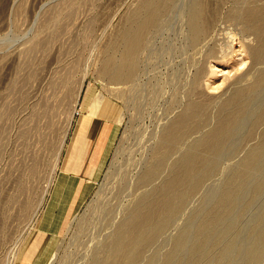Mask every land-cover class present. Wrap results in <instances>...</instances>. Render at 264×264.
<instances>
[{
  "label": "rangeland",
  "instance_id": "1",
  "mask_svg": "<svg viewBox=\"0 0 264 264\" xmlns=\"http://www.w3.org/2000/svg\"><path fill=\"white\" fill-rule=\"evenodd\" d=\"M142 1L0 0V264H37L48 240L53 244L44 264L128 262L125 254L110 255L120 225L232 114L223 104L264 71V57L255 55L261 35L246 29L245 18L232 16L249 5L264 7V0H205L214 23L196 44L184 23L187 0H173L146 33L135 76L110 82L102 75L106 52L120 43L119 32ZM263 98L264 86L211 171L179 190L165 225L131 264H264V159L237 176L262 140L264 116L254 121ZM190 102L204 106L200 120L165 153L162 138ZM82 104L98 113L100 124L104 116L113 119L117 131L84 200L88 178L79 175L76 194L64 190L53 206L61 166L86 113ZM162 156L157 173L143 181ZM229 190L234 195L225 201ZM50 207L52 224L37 228ZM213 212L219 219L204 229Z\"/></svg>",
  "mask_w": 264,
  "mask_h": 264
},
{
  "label": "bare ground",
  "instance_id": "2",
  "mask_svg": "<svg viewBox=\"0 0 264 264\" xmlns=\"http://www.w3.org/2000/svg\"><path fill=\"white\" fill-rule=\"evenodd\" d=\"M172 1L173 0H145L144 2L142 1L143 3L141 2L136 9L131 11V16H128V18L130 17L129 20H127V23L125 22L126 26L119 32L118 39L120 40H117L120 41V43L118 42L119 44H116L115 46L112 45L108 49V52H106L107 54L105 56L102 69V75L105 76L106 79L112 83H118L130 80L135 76L136 71L134 69L137 65L136 62H139L136 55L140 51V48L143 45L145 46L144 39H146V33L149 32L148 30L153 25L156 26L162 14L170 7L169 4L173 3ZM212 6L214 5L212 4ZM183 12L186 20L184 23L186 25L189 42L191 44H196L204 39V37L206 39L212 29L215 17L213 16L215 12H213V9L210 8L209 4H207L205 0H187ZM232 16L238 19L245 18L246 29L255 30L261 35L262 42L255 48V55L258 59L263 58L264 7L249 5L246 8H241L240 10L233 12ZM116 51L120 52L119 57L116 56ZM263 86L264 71L260 74L253 86L245 89L240 88L228 101L223 104L224 109L231 108L232 114L227 115L226 113L227 116H224L221 119L219 126L211 133V135H209V137L200 145L195 148H191L180 159V161L173 166V170L166 182L147 194L132 210L128 220L120 225L119 234L117 239L115 238L111 248L112 252H109L112 257H117L119 254H125L129 257L128 262L125 259V263L122 261V263L119 264H131L139 258L141 248L148 245L155 238L158 231L165 225L168 215L174 207V202L177 198L179 190L189 184L198 183L204 175L211 171L216 159L215 156L226 149V146L233 136L236 127L245 117L254 93L257 89ZM80 91H82V89ZM80 91L77 93V96L80 95ZM100 98L102 99L100 102L103 103L105 99L103 96H100ZM203 111L204 106L201 103L196 104L190 102L186 110L179 116V118L172 125L168 126L162 138L160 148L166 153L181 143L184 140L185 135H187L186 133L198 124L195 122L200 119H197L196 117L202 115ZM262 116H264V107L261 109V112L254 123L257 124ZM117 120L119 122L120 116ZM163 156L157 164L155 163V165H152L147 169L142 176L143 181L150 179L157 173L163 163L165 157ZM263 159L264 132L260 144L250 152L245 160L244 169L238 172L237 176H243L252 171L254 168L258 167ZM261 187V185H258L256 190H261ZM233 195V190L225 191L224 200H231ZM230 204L232 206L233 202L231 201ZM218 219L219 215L217 212L210 214L204 229L215 223ZM206 242L207 240H204V242L199 244L198 247H202ZM135 244H138L139 247L134 250L133 245ZM95 263L108 264V262L102 261L101 259H98ZM115 264H117V262Z\"/></svg>",
  "mask_w": 264,
  "mask_h": 264
},
{
  "label": "crops",
  "instance_id": "3",
  "mask_svg": "<svg viewBox=\"0 0 264 264\" xmlns=\"http://www.w3.org/2000/svg\"><path fill=\"white\" fill-rule=\"evenodd\" d=\"M89 108L90 105L84 106L82 104V109H84L86 113L78 126L73 143L68 151L64 163L61 166L60 174L62 177L57 181L56 189L51 196L53 206L58 202V200H60L64 190L69 188V190L71 189V194H76V189L78 190L79 188V184L77 185L79 175H85L88 178L86 184H84L82 191L80 192V201L84 200L90 183L95 181L102 171L114 140L115 133L117 131V123L113 119L104 116L106 121L100 124L97 122L99 117L96 115H98V113L92 112ZM66 137L64 141L65 143ZM71 171H74L77 174L71 176ZM68 177H72L74 179V183H69V180L67 179ZM52 207L48 209L44 218L38 222L37 228L47 229L48 226L52 224L50 223ZM52 244V241H47L45 250L38 257L39 259L42 256L43 259L41 258L37 260V264H44L43 260L45 258V254L49 253ZM17 263L18 262L16 261L15 264Z\"/></svg>",
  "mask_w": 264,
  "mask_h": 264
}]
</instances>
